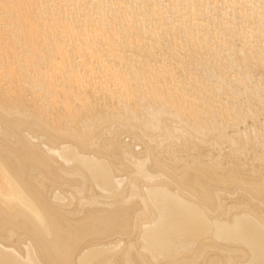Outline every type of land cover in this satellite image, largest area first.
I'll return each instance as SVG.
<instances>
[{
	"label": "bare ground",
	"instance_id": "1",
	"mask_svg": "<svg viewBox=\"0 0 264 264\" xmlns=\"http://www.w3.org/2000/svg\"><path fill=\"white\" fill-rule=\"evenodd\" d=\"M0 264H264V0H0Z\"/></svg>",
	"mask_w": 264,
	"mask_h": 264
},
{
	"label": "rangeland",
	"instance_id": "2",
	"mask_svg": "<svg viewBox=\"0 0 264 264\" xmlns=\"http://www.w3.org/2000/svg\"><path fill=\"white\" fill-rule=\"evenodd\" d=\"M248 5V4H247Z\"/></svg>",
	"mask_w": 264,
	"mask_h": 264
}]
</instances>
